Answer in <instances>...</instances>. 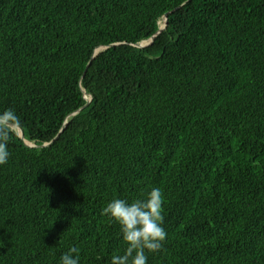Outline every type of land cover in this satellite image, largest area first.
I'll return each mask as SVG.
<instances>
[{
	"label": "trees",
	"instance_id": "trees-1",
	"mask_svg": "<svg viewBox=\"0 0 264 264\" xmlns=\"http://www.w3.org/2000/svg\"><path fill=\"white\" fill-rule=\"evenodd\" d=\"M7 109L0 264H108L102 209L153 187L147 264H264V0H0Z\"/></svg>",
	"mask_w": 264,
	"mask_h": 264
},
{
	"label": "clouds",
	"instance_id": "clouds-1",
	"mask_svg": "<svg viewBox=\"0 0 264 264\" xmlns=\"http://www.w3.org/2000/svg\"><path fill=\"white\" fill-rule=\"evenodd\" d=\"M19 120V116L12 109L0 112V166L7 164L10 159L9 140L13 135L12 126ZM163 205L164 194L158 187L151 188L143 198L129 201L116 197L106 204L102 215L119 225L126 245L122 253L110 257L108 264H147L146 252L155 253L162 249L167 238L163 226ZM59 264H81L80 248L70 247L61 255Z\"/></svg>",
	"mask_w": 264,
	"mask_h": 264
},
{
	"label": "water",
	"instance_id": "water-1",
	"mask_svg": "<svg viewBox=\"0 0 264 264\" xmlns=\"http://www.w3.org/2000/svg\"><path fill=\"white\" fill-rule=\"evenodd\" d=\"M163 18H164V19H163V20H164V21H163V26H160V27H159V30L157 31V33L160 32V31H161V30L167 25V13L164 14ZM154 36H155V35H152V36H151L150 38H148L147 40L142 41L140 44H138V46H145V45L150 44V43L153 41ZM100 48H104V47L99 46V47L95 48V50H94V54L97 53L98 50H99ZM85 98L87 99V102H89L90 99H91V97H89V98L85 97ZM87 102H86V103H87ZM85 105H86V104H85ZM78 110H79V109H78ZM78 110L74 111L72 114H75ZM12 127H16V128H18L19 136H20L21 138L24 137L23 132H22V130H21L20 127H18L16 124H14ZM56 137H57V135H56L54 138H56ZM54 138H53V139H54ZM53 139H52V140H53ZM52 140H51L50 142H52ZM50 142L43 143V144H41L40 146H45V145L49 144ZM27 145H29V144L27 143Z\"/></svg>",
	"mask_w": 264,
	"mask_h": 264
},
{
	"label": "rangeland",
	"instance_id": "rangeland-1",
	"mask_svg": "<svg viewBox=\"0 0 264 264\" xmlns=\"http://www.w3.org/2000/svg\"><path fill=\"white\" fill-rule=\"evenodd\" d=\"M163 21H164L163 19L160 20V22L162 23V25H160V26H163Z\"/></svg>",
	"mask_w": 264,
	"mask_h": 264
},
{
	"label": "bare ground",
	"instance_id": "bare-ground-1",
	"mask_svg": "<svg viewBox=\"0 0 264 264\" xmlns=\"http://www.w3.org/2000/svg\"><path fill=\"white\" fill-rule=\"evenodd\" d=\"M160 25V24H159ZM18 130V129H17Z\"/></svg>",
	"mask_w": 264,
	"mask_h": 264
}]
</instances>
